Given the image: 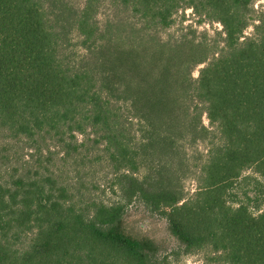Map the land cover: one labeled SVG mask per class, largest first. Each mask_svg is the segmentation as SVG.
<instances>
[{
    "label": "trees",
    "instance_id": "obj_1",
    "mask_svg": "<svg viewBox=\"0 0 264 264\" xmlns=\"http://www.w3.org/2000/svg\"><path fill=\"white\" fill-rule=\"evenodd\" d=\"M78 1L0 0V264H158L121 201L83 203L40 159L6 162L18 142L32 157L53 147L75 159L99 145L124 198L163 215L187 253L264 264V208L237 193L264 181L259 0ZM188 9L221 32L183 20L171 32Z\"/></svg>",
    "mask_w": 264,
    "mask_h": 264
},
{
    "label": "rangeland",
    "instance_id": "obj_2",
    "mask_svg": "<svg viewBox=\"0 0 264 264\" xmlns=\"http://www.w3.org/2000/svg\"><path fill=\"white\" fill-rule=\"evenodd\" d=\"M79 4L82 3V1ZM254 9L258 12H263L264 15V0H259L254 3ZM183 20V26L192 24L199 32L207 31L210 36H215V33L221 32L222 27L219 24L209 25L203 23L196 24V18L193 11L188 9L184 18H178L176 25L171 32L180 30L179 24ZM254 28L250 26L245 35H251ZM67 55L70 59L77 63L78 59L83 56L84 50L81 47L78 37L74 34L69 35V41L65 48ZM203 65L195 68L193 76H199V70ZM204 124L208 125L209 122L206 116H203ZM79 142L84 140V137L78 134L76 136ZM205 144H199L198 150L204 152ZM92 149V148H91ZM101 146H96L95 150L87 153V150H81L80 155H76L78 159L66 157L57 148H51L50 153L46 151L42 156L32 157L29 150L22 146V142L13 143L4 154L8 157L5 159L8 163H15L21 165L22 161L31 159L35 165H38L39 159L42 161L44 170L49 175H55L58 183H64L71 188L76 187L79 193V199L85 203L89 200L102 201L104 203L112 204L120 202L124 204V220L125 223L132 229L141 232L144 236L152 239L157 245L158 252L156 254L157 263L159 264H210V255L207 250H200L193 253H187L184 247L172 235L169 230L166 218L160 213L150 210L142 200L134 198L128 200L124 198L118 186H115L114 171L106 162V158L101 152ZM64 158L65 161L62 159ZM43 171V170H41ZM35 171H33L34 173ZM251 174V173H247ZM262 187L257 188L254 182L242 181L237 189L238 197L255 207L254 204H262L264 208V181ZM186 191L194 192L195 183L191 180L185 182ZM246 192L252 199L245 196ZM256 212L255 209H253Z\"/></svg>",
    "mask_w": 264,
    "mask_h": 264
}]
</instances>
